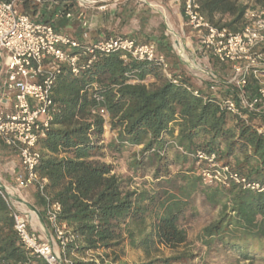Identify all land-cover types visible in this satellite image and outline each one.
I'll list each match as a JSON object with an SVG mask.
<instances>
[{"label":"trees","instance_id":"trees-1","mask_svg":"<svg viewBox=\"0 0 264 264\" xmlns=\"http://www.w3.org/2000/svg\"><path fill=\"white\" fill-rule=\"evenodd\" d=\"M198 2L213 26L232 33L242 29L249 9L243 2ZM26 5L28 1L23 7ZM162 39L156 49L165 57L176 83L164 77L159 85H148V77L164 75L158 66L124 60L120 52L97 56L76 76L63 67L57 77L53 99L60 112L39 141L38 172L48 180L47 195L61 204L58 219L75 237L66 245L64 256L69 264H94L84 260L88 252L104 253L126 242L147 260L140 264L189 261L192 254L188 252L161 257V249L174 252L187 243V230L180 219L186 212L195 214L193 197L200 193L216 210L215 219L197 237L200 244L208 251L216 246L232 251L238 264L262 261L264 97L253 110L243 108L237 87L227 81L232 65L216 59H212V73L219 79V87L196 89L173 61L170 43ZM170 59L174 63H169ZM256 72L261 76L256 78L252 70L245 75L241 90L245 101L258 97L259 89H264L260 82L264 81V68ZM227 98L235 102V112L223 105ZM99 108L105 109L110 130L116 131L104 146L108 156L115 163L124 162L135 178L125 179L114 166L95 159L103 147L98 143L105 134V120L99 115L89 119L91 110ZM199 151L215 153L218 162L258 184L262 191L234 183L227 188L203 184L200 171L204 164L196 158ZM145 164L154 166L155 181L148 184L137 179L136 186L133 179ZM35 201L47 205L37 191ZM0 264H46L19 242L11 211L1 196Z\"/></svg>","mask_w":264,"mask_h":264},{"label":"built area","instance_id":"built-area-1","mask_svg":"<svg viewBox=\"0 0 264 264\" xmlns=\"http://www.w3.org/2000/svg\"><path fill=\"white\" fill-rule=\"evenodd\" d=\"M25 1L32 0H0V143L15 154L21 166L20 172L13 170V185H0V196L11 211L13 230L27 252L46 264H69L64 251L75 237L58 219L61 204L47 195L48 180L38 172L39 141L46 137L53 118L60 112L53 90L62 68L67 67L76 76L97 56L120 52L124 60L154 62L166 79L173 83L177 79L172 77L165 57L158 54L153 42H137L121 35L88 40L87 33L83 37L88 41H80L57 31L51 24L32 20L28 13L21 11ZM76 2L82 9L91 5L89 0ZM181 6L185 26L193 32L201 48L217 61L232 65L228 83L237 87L240 105L253 110L264 97L263 87L258 97L250 101L243 99L241 90L249 71L258 78L261 75L256 70L264 68V7L249 8L242 29L232 33L213 26L202 13L198 0H181ZM78 17L86 29L85 13L79 12ZM76 49L80 52H74ZM210 76L209 87L213 90L217 80L215 75ZM260 82L264 85V81ZM96 100L101 101V97ZM223 105L236 111L232 98H227ZM96 115L105 120V129L108 124L105 109L91 110L89 121ZM196 158L204 164L200 171L203 184L227 188L234 183L244 189L262 191L258 184L248 182L228 165L218 162L215 153L199 151ZM31 187L46 201L44 225L33 223V219H39L38 213L23 194ZM84 260L118 264L109 257H94L93 252H88Z\"/></svg>","mask_w":264,"mask_h":264},{"label":"crops","instance_id":"crops-1","mask_svg":"<svg viewBox=\"0 0 264 264\" xmlns=\"http://www.w3.org/2000/svg\"><path fill=\"white\" fill-rule=\"evenodd\" d=\"M89 1L91 5L82 9L76 0H32L28 1L26 7L21 6V11L28 13L32 20L51 24L57 31L71 38L82 37L84 42L121 35L137 42H149L153 39L158 43L168 33H184V27L188 30L187 39H190V43L197 42L193 32L185 26L181 0ZM81 11L85 13L88 24L86 29L82 27L78 17ZM84 33H87L88 40L84 39ZM207 85L209 84L205 87ZM13 170L21 171L18 159L9 148L0 143V185L14 184ZM33 192L36 193V190L31 187L23 194L30 207L38 213L39 219H33V223L40 222L44 225V207L37 204Z\"/></svg>","mask_w":264,"mask_h":264},{"label":"rangeland","instance_id":"rangeland-1","mask_svg":"<svg viewBox=\"0 0 264 264\" xmlns=\"http://www.w3.org/2000/svg\"><path fill=\"white\" fill-rule=\"evenodd\" d=\"M238 2H243L247 7L253 9L255 7H264V0H236ZM184 33L181 31L175 34L168 33L165 36V42L170 43L171 48L174 51L175 58L173 61L177 62V67L181 68L183 72L191 78L193 86L198 88H204L206 84H209V80L211 78L212 69V59H214L211 55L206 53L201 46L197 42H191L190 39H187L188 30L184 27ZM82 41L81 38H76ZM149 42H153L155 45L156 41L150 39ZM178 42V43H177ZM188 42L190 45H187ZM181 49H178V47ZM181 46V47H180ZM182 51L183 54L180 53ZM172 59L169 60V63H174ZM214 75V74H213ZM155 77H148L146 83L148 85H159L161 80L165 77L161 73ZM232 77V73L229 74L227 81L229 82ZM166 78V77H165ZM217 83H219V79L216 77ZM219 87V85L217 84ZM216 86V87H217ZM105 134L103 136V140L98 144L103 146L101 150L98 151L96 158H99L105 164H111L115 167V171L118 175L126 178H135L133 177L125 168L124 162L115 163L108 156L107 150L104 148L105 144L111 137L116 136V131L110 130L109 123L106 124V128L104 129ZM98 160V159H96ZM153 169L154 166H150L145 164L144 167L138 171L139 179H133L134 183H137L138 180H145L148 184H152L155 180L153 179ZM126 185V184H124ZM135 186L134 184L131 188ZM32 192V191H31ZM34 193V192H33ZM35 194V193H34ZM193 203L195 206V214H191L189 212L186 215H183V218L180 219L181 225H183L187 230L188 240L187 243L174 252L168 249H161V257H169L173 253H181L188 252L192 254V258L189 261H184L178 264H238L236 259V255L232 251L222 250V248L216 246L212 248L211 251H208L205 247H203L200 242L197 240V237L201 231V229L206 226L209 222L215 219L216 210L211 209L206 202L204 201L202 195L200 193L196 194L193 197ZM106 254L109 258L116 261L118 264H140L142 262H146L147 260L143 256L140 251L130 249L126 242H122L120 245L113 247L112 249L104 251L102 253L99 250L96 253H93L94 257L97 255ZM105 257V256H104ZM69 261V260H68ZM240 262L239 264H241ZM254 264H264V260L256 261Z\"/></svg>","mask_w":264,"mask_h":264},{"label":"bare ground","instance_id":"bare-ground-1","mask_svg":"<svg viewBox=\"0 0 264 264\" xmlns=\"http://www.w3.org/2000/svg\"><path fill=\"white\" fill-rule=\"evenodd\" d=\"M161 9H162V8H161ZM159 12H160V10H159ZM170 30H171V29H170ZM177 43H178V42H177ZM177 47H178V49H181V48H182L181 46H180L181 48H179V46H177ZM180 53L183 54L182 51H180Z\"/></svg>","mask_w":264,"mask_h":264}]
</instances>
